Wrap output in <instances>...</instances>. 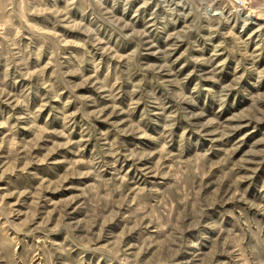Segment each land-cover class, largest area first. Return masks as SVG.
<instances>
[{
	"label": "rangeland",
	"instance_id": "rangeland-1",
	"mask_svg": "<svg viewBox=\"0 0 264 264\" xmlns=\"http://www.w3.org/2000/svg\"><path fill=\"white\" fill-rule=\"evenodd\" d=\"M0 264H264V0H0Z\"/></svg>",
	"mask_w": 264,
	"mask_h": 264
},
{
	"label": "built area",
	"instance_id": "built-area-1",
	"mask_svg": "<svg viewBox=\"0 0 264 264\" xmlns=\"http://www.w3.org/2000/svg\"><path fill=\"white\" fill-rule=\"evenodd\" d=\"M238 1H240V0H238Z\"/></svg>",
	"mask_w": 264,
	"mask_h": 264
},
{
	"label": "bare ground",
	"instance_id": "bare-ground-1",
	"mask_svg": "<svg viewBox=\"0 0 264 264\" xmlns=\"http://www.w3.org/2000/svg\"><path fill=\"white\" fill-rule=\"evenodd\" d=\"M256 21V20H255Z\"/></svg>",
	"mask_w": 264,
	"mask_h": 264
}]
</instances>
